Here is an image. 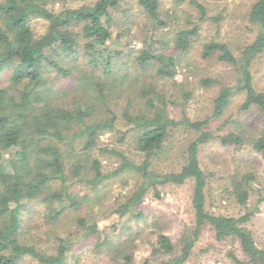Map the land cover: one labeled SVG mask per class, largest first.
<instances>
[{"label":"trees","instance_id":"obj_1","mask_svg":"<svg viewBox=\"0 0 264 264\" xmlns=\"http://www.w3.org/2000/svg\"><path fill=\"white\" fill-rule=\"evenodd\" d=\"M65 1L0 0V76L6 77L0 84V264H20L25 258L36 264H67L73 235L57 237L52 251L27 243L22 237L25 208L33 202L41 206L48 223H55L79 210L104 186L105 180L112 182L119 174L132 173L142 181L116 209L120 217L128 213V220L141 217L134 207L149 188L158 197V185L193 181L192 226L177 243L158 233L151 248L155 259L147 258L142 264H184L205 226L211 228L218 241H238L248 262L264 264V246L256 244L247 227L250 212L235 217L207 210L208 175L198 157L200 147L214 140L223 147L249 144L256 152L264 153V131L254 133L247 124L237 121L249 129L248 133L244 130L214 134L206 128L207 118L191 120L183 111L179 118L171 116L168 103L157 88L159 82L173 80L176 73L177 60L172 50L166 53L162 48L167 46L166 40H160L161 48L144 40L142 47L124 54L109 44L115 11L123 0H96L91 5L55 8ZM188 2L203 18V5L198 0ZM137 3L151 28L167 25L159 12L160 0ZM35 18L47 22L46 31L39 36L30 26ZM247 20L257 32L238 57L226 43L209 41L203 45L201 57L209 58L217 52V58L232 65L235 72V82L220 86L214 96L212 117H220L239 94L243 95L240 111L256 109L264 113V90L255 89L250 69L264 51V0L250 5ZM196 29H177L175 47L186 51ZM152 73L157 76L156 82L150 81ZM60 77L69 83H57ZM201 81L209 85L213 80ZM121 124L127 129L122 130ZM181 129L190 137L182 150L180 168L169 172L152 169L153 160L166 155V145ZM107 132L119 133V140L130 134L136 149L143 154L141 163L129 160L121 152L97 147L99 137ZM96 148L121 156L115 171L101 173L100 163L92 155ZM254 179L252 172L229 176L228 190L239 205H246L249 183ZM78 184L88 186L93 195L81 193L75 188ZM77 224L87 229L86 234L98 230L97 224L86 226L81 217ZM98 235L99 247L107 246L124 263H132L137 232L136 236L130 234L117 242ZM231 256L237 264H245Z\"/></svg>","mask_w":264,"mask_h":264},{"label":"rangeland","instance_id":"obj_2","mask_svg":"<svg viewBox=\"0 0 264 264\" xmlns=\"http://www.w3.org/2000/svg\"><path fill=\"white\" fill-rule=\"evenodd\" d=\"M96 0H67L57 3L56 9L62 7H77L91 5ZM255 0H198L204 7V17L188 0L177 3L175 0H160L159 12L167 25L151 28L150 20L141 11L137 0H123L115 11V23L111 25L109 44L124 54L142 47L144 40L152 47L161 48L160 40L168 43L162 47L166 53L172 50L177 62L175 76L157 84L161 94L168 103L171 116L179 118L183 111L191 120L209 119L206 128L214 134H224L229 131L248 133L249 129L238 125L239 121L247 124L254 133L264 131V113L256 109L240 111L239 104L243 95H235L220 117H212L213 98L219 87L235 82L233 66L219 60L217 52L209 58L201 57L203 45L209 41L226 43L232 54L239 56L241 50L255 38L257 29L247 20V11ZM171 15V17H170ZM37 36L44 34L47 22L35 18L30 21ZM196 27V35L191 38V44L186 51L175 47L173 39L177 29ZM182 51V52H181ZM176 53V54H175ZM253 86L256 90H264V51L251 64ZM55 75V74H54ZM5 75L0 76V84L4 83ZM150 81L157 76L151 74ZM154 79V80H153ZM202 79H212L209 85L202 84ZM57 83H69L60 77ZM129 89V87H128ZM176 101V102H174ZM123 102V101H122ZM125 102V101H124ZM121 103V100L119 101ZM120 106V104L118 105ZM238 121V122H237ZM123 123V121H120ZM126 130L127 126L121 124ZM119 133H104L99 137L97 147H107L121 152L129 160L140 164L143 154L139 152L130 134L118 139ZM190 135L185 130L176 132L169 140L166 155L153 160L151 168L157 172L175 171L183 163L182 150ZM92 155L100 163V171L107 175L118 167L121 156L112 151H101L96 148ZM201 167L208 175L206 189V208L214 214L239 216L246 212L252 214L247 223L254 240L259 247L264 246V153L256 152L251 145L241 147H223L217 140L200 147L198 154ZM252 172L255 179L249 183V197L245 206H241L228 190L229 176L232 173ZM136 174H119L112 182L104 181V186L93 195L88 186L76 185L81 193L93 195L79 210L72 211L68 217L55 223H48L41 206L29 203L24 210L22 237L30 244L52 251L58 241L57 237L66 238L73 235L74 241L68 252L67 264H126L121 257L107 246H98L99 235L107 236L108 240L117 242L130 234L137 232L136 247L132 252L131 264H142L151 255L158 233L167 235L177 243L180 235L188 230L194 221L191 207L193 181L185 183L158 185L159 196L156 197L152 188L135 205L134 209L141 213L138 219L119 216L116 209L132 195L141 183ZM81 217L86 226L97 224L98 230L90 234L87 229L77 224ZM233 254L245 264L248 257L241 251L238 241H218L209 226H205L192 254L184 264H237ZM155 259V258H154ZM20 264H36L35 260L25 258Z\"/></svg>","mask_w":264,"mask_h":264}]
</instances>
